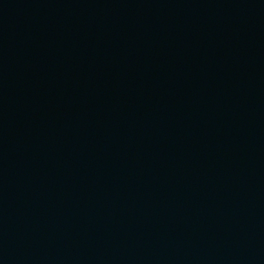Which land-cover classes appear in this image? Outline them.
<instances>
[{
	"label": "water",
	"instance_id": "water-1",
	"mask_svg": "<svg viewBox=\"0 0 264 264\" xmlns=\"http://www.w3.org/2000/svg\"><path fill=\"white\" fill-rule=\"evenodd\" d=\"M0 264H264V0H0Z\"/></svg>",
	"mask_w": 264,
	"mask_h": 264
}]
</instances>
